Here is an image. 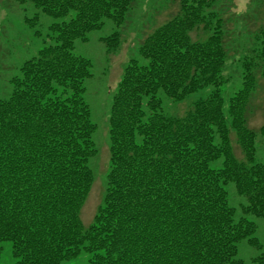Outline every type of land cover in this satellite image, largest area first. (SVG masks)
<instances>
[{
	"label": "trees",
	"instance_id": "1",
	"mask_svg": "<svg viewBox=\"0 0 264 264\" xmlns=\"http://www.w3.org/2000/svg\"><path fill=\"white\" fill-rule=\"evenodd\" d=\"M14 1L60 20L50 26L54 42L24 61L0 98V244L12 242L15 264H61L83 251L88 264H248L239 243L262 248L249 216L264 217V122L256 130L249 117L264 78V28L231 61L241 84L228 104L231 40L221 10L233 0H178L143 37L113 95L105 194L86 226L98 126L85 100L93 63L75 42L107 19L123 27L137 0ZM200 32L208 36L194 39ZM101 41L112 54L122 31ZM204 90L183 115L164 111L163 96L184 101ZM230 183L245 199L239 208ZM254 262L264 264V250Z\"/></svg>",
	"mask_w": 264,
	"mask_h": 264
},
{
	"label": "rangeland",
	"instance_id": "2",
	"mask_svg": "<svg viewBox=\"0 0 264 264\" xmlns=\"http://www.w3.org/2000/svg\"><path fill=\"white\" fill-rule=\"evenodd\" d=\"M223 1V0H220ZM217 2V1H216ZM221 10L227 19L230 30V63L227 72L232 79L224 91L226 104L241 84V70L236 62H231L240 51L253 45V37L260 28H264V0H233ZM178 10V0H137L135 7L123 27H116L111 20H105L101 29L88 33V40L75 42V53L89 58L92 63L93 76L85 82V100L90 105L92 119L98 128L94 140L99 149L97 156L91 161L94 168V182L88 198L82 208L81 218L88 226L93 222L94 215L103 201L106 178L110 166V135L109 118L112 99L117 90L124 68L132 57H138V46L144 36L162 25ZM38 15V19L35 16ZM60 21L44 13L32 3L18 4L14 0H0V98L8 96L11 85L9 80L19 73L25 60L36 56L46 44L53 43L50 26ZM35 22V23H34ZM122 31L121 48L109 54L101 38ZM194 39H205L208 34L193 33ZM211 89V88H208ZM204 90L189 96L184 101H175L163 96L164 111L171 115H183L199 96L206 94ZM264 78H258V87L250 104L249 125L259 129L264 122ZM232 145L239 158L243 152L232 132ZM257 158L264 162V141L257 140ZM230 202L238 207L245 199L236 192L234 184L228 185ZM257 224L255 237L260 240L262 248L252 246L247 239L238 245V257L248 264H255L254 259L264 250V217L249 216ZM0 261L3 264H15L12 255V242L4 241ZM90 254L83 251L78 257L64 260L61 264H88Z\"/></svg>",
	"mask_w": 264,
	"mask_h": 264
}]
</instances>
